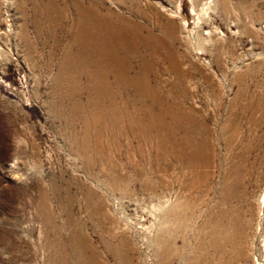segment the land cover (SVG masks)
I'll return each instance as SVG.
<instances>
[{"label": "rangeland", "instance_id": "374dc122", "mask_svg": "<svg viewBox=\"0 0 264 264\" xmlns=\"http://www.w3.org/2000/svg\"><path fill=\"white\" fill-rule=\"evenodd\" d=\"M263 189L264 0H0V264H264Z\"/></svg>", "mask_w": 264, "mask_h": 264}, {"label": "bare ground", "instance_id": "6f19581e", "mask_svg": "<svg viewBox=\"0 0 264 264\" xmlns=\"http://www.w3.org/2000/svg\"><path fill=\"white\" fill-rule=\"evenodd\" d=\"M117 28H119V26L116 24H113V26L110 29L109 28L106 29V32L120 33V31ZM258 201H259L260 207H263V205H264V189L261 191ZM166 202H167V200L163 201V203H166ZM164 235H166V234H164Z\"/></svg>", "mask_w": 264, "mask_h": 264}]
</instances>
